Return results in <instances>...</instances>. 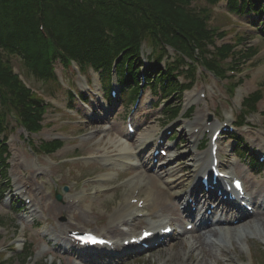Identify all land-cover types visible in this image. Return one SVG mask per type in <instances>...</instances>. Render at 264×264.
<instances>
[{"label": "rangeland", "instance_id": "374dc122", "mask_svg": "<svg viewBox=\"0 0 264 264\" xmlns=\"http://www.w3.org/2000/svg\"><path fill=\"white\" fill-rule=\"evenodd\" d=\"M199 0H197L196 2H198ZM200 3V2H199ZM219 9V8H217ZM222 10V8H220ZM146 46V45H145ZM144 48H150L149 46ZM260 49H264V45L260 46ZM17 64H19V66L21 65L20 62H18V60L16 59ZM60 68V66H59ZM59 72V70H58ZM29 80L30 82L36 86V87H42L44 85H41L42 82L37 80L34 76H29ZM252 81L250 82H245L243 85L247 86V84L251 85ZM212 90L209 89L208 92H211ZM239 92V91H238ZM214 103H217V99L214 100ZM59 107H64V104L61 102H58ZM258 105H264V100L260 101L258 103ZM78 109V108H77ZM79 110V109H78ZM80 111V110H79ZM63 112H65L66 114H64ZM56 112V111H52V113H48L46 114V116L48 117V119L46 120V122H56L52 127H50L49 129H43L40 133V138H42L43 140H49L52 139L53 137L59 136L60 131L63 133H72V134H76L79 131H90V129H95V127H97L96 124H93V122H87V118H86V111L81 110L80 113H71V112ZM154 116L151 117V122L146 123V127L143 126V122H141L140 124H142L143 128H140L139 133L137 134V137L135 138V140L140 139V136L142 133V135H149L151 133H156L158 131H160L161 129V116H163L164 114L161 113L159 110H156L155 112H153L152 114ZM151 115V116H152ZM161 118H160V117ZM113 118H115V122L116 124L119 123V111H117V114L113 115ZM159 118V119H158ZM156 119V120H155ZM8 124L9 126H13V131L10 132V141H9V147H10V152L12 153L11 157L8 158V163H9V170H8V174L7 177L10 178H17L19 179L21 176L23 177V181H30L32 183L35 184V189H38L37 192H41V195L45 198V203H44V207L42 209V215H37V217H39V219H43L47 218V216L51 217L49 220L45 221L46 223H44V220H41V223L39 222L40 220L36 221L39 225H37V228H30V225L32 223V221L25 215H27L25 213L24 210H15V209H10L4 202V200L0 199V220H2V223H0V251L6 253V256H10L12 255L11 251V247L8 248V246L11 243H14L16 246V251L21 250V246L20 245V241L23 240L24 237H22V232L25 231L26 235L25 237L27 238L28 242H33L34 248H37L36 251L38 254V244L40 242V240H42L41 236L43 234L46 233V230L52 225L56 224V223H61V221L63 220L61 217H65L68 220L69 217L68 215H70V213H68L67 216L65 215V212L62 211H58L56 206H54L55 208L53 209V211H51L50 209V205L51 204H60L61 202L57 201L55 199V193L58 192L60 185L62 184L59 180V174L60 173H64L65 174V170L66 171H71L70 175L72 177H76V178H82L85 175L86 176H90V175H95L93 176L94 178H96V176H102L104 175L106 172H110V171H105V172H100L99 168L95 166V164L93 163H89L87 160H85V157H81L76 159L75 161L72 162L73 166H71L72 164H66L63 165L62 167L59 168H55L53 170V167L50 163H47V158L45 159H39L37 160L30 152V148L29 145L24 142L22 140V138H20L18 135L20 134V131L18 130V126L16 124V122L9 117L8 118ZM91 123V124H90ZM175 124L176 127H178V129L181 127V121H174L173 122ZM64 124H69L72 126H64ZM80 126L83 127L82 130H78L76 127ZM96 130V129H95ZM96 132V131H95ZM62 133V134H63ZM97 134H93L92 137L91 135H89V138H85L86 142L85 145L87 147H91L94 143H104L106 144V142L112 138L113 136H104L101 139V134L99 132H96ZM39 136V135H38ZM38 136H36V140L35 143H39V139ZM86 137V136H85ZM110 141V140H109ZM67 148H64V155L66 154H70L72 156H76L78 155V153H74L73 152V147L75 146V148L80 147L79 144H77V146L74 143L71 144H67L66 145ZM107 147H109L110 145H106ZM190 147L189 145L185 142L180 145L179 148H177L176 151V155H178L179 157L182 158H191V156L193 155V152H191L188 156L187 153L189 151ZM87 154H89L86 150H83L82 156H87ZM186 161L182 160V165H184ZM98 163V162H97ZM128 167V166H126ZM124 169V167H122ZM121 168V169H122ZM129 168V167H128ZM38 170H42V171H38ZM117 169H113L111 170L112 172H116ZM126 170V169H125ZM23 171V175H17V173ZM41 173V174H40ZM130 173L125 172V173H121V175L119 176H114V179L108 183H114L117 180H119L120 178L128 175ZM38 177V178H36ZM53 177H56V180L53 179ZM93 177H89V180L93 179ZM3 182V177H0V183ZM132 182H136V178L132 179ZM82 184V183H81ZM46 185V186H43ZM24 186V185H23ZM22 187V186H21ZM45 187V188H44ZM94 185L92 183L86 184L85 186V195H90L91 192L93 191ZM100 189V188H99ZM36 194V193H35ZM125 195L121 192H117L115 190H111V188H107L106 190H104V192L101 194L100 197L98 196H89L86 197L87 199H85V201L82 202L81 206V210L79 211H83L85 212L87 206H85V204H91V207L93 208H97L96 213L98 215V217L100 218L101 215H99L100 213H102V211L104 209H106L105 207L102 206V204L105 202L108 204L107 209H109L112 205H119L123 200H124ZM38 198V197H37ZM36 203H38V200L35 199L34 200ZM41 205V204H40ZM50 209V210H49ZM41 210V209H40ZM48 210V211H47ZM76 210V209H74ZM73 210V211H74ZM79 211H74V215L78 214L79 215ZM87 213V212H85ZM77 215V216H78ZM42 216V217H41ZM58 217V218H56ZM86 217H90V215H79V222L83 223V221H87ZM71 221V220H70ZM43 222V223H42ZM90 223V222H89ZM20 227V229H19ZM26 228V229H25ZM244 230L246 232H248L247 237L244 240H247V243L250 245V247H257L259 249L260 246L262 248H264V224L261 221H257L256 222H250V224H246V226L243 227ZM19 229V231H18ZM18 231V232H17ZM14 237H16V239H18L20 237V241L19 240H12ZM25 239V238H24ZM242 239H238L236 243H234V246L236 247V252L234 254H230V253H226L224 254L223 252H221L220 250H218L217 248H215L211 243H205L204 246V251L206 253V256L204 257V259L198 263V264H229L230 262L228 261V259L230 257H235L238 258L240 257H247V260H250L249 257V253H250V249L248 244L245 245L244 241L241 242ZM22 244V243H21ZM260 245V246H259ZM176 249L173 252H170V248H171V244H167L163 249L162 252H158L156 251L155 253H153V257L156 259L158 257L161 256V258H163V256H165L166 254H171L173 255L171 264H179V259L180 257L177 256V253L183 252V245H177L175 246ZM170 252V253H169ZM260 258H263L264 255L260 254L259 255ZM41 257V256H39ZM47 259H49V262L52 259V256H47ZM64 258L65 260H69L68 264H72V259L65 256L63 257V259H61L64 262ZM35 259H38L37 257H34L33 260L31 261V263H34L33 261ZM41 259V258H40ZM259 260V257H258ZM145 259H141L137 262L131 263V264H153V261L151 260L150 262L145 263L144 262ZM17 259L13 258L11 261H9L7 264H18L17 263ZM66 262V261H65ZM64 262V263H65Z\"/></svg>", "mask_w": 264, "mask_h": 264}, {"label": "trees", "instance_id": "16d2710c", "mask_svg": "<svg viewBox=\"0 0 264 264\" xmlns=\"http://www.w3.org/2000/svg\"><path fill=\"white\" fill-rule=\"evenodd\" d=\"M94 1L96 9L92 7ZM39 6L44 7L43 13L53 35L67 42V47L72 50L78 48L79 42L89 41L98 32L99 25L110 24L116 30L122 29L127 38L143 30H175L177 26L184 31L187 24L177 0H0V49H24L29 64H34L39 70L46 68L47 53L38 30ZM120 19H124V23ZM135 24L139 27L134 30ZM93 26L95 28H89ZM88 29L94 33H87ZM28 98L27 91L0 58V102L3 106L12 105L22 111L29 118L27 122L33 124Z\"/></svg>", "mask_w": 264, "mask_h": 264}, {"label": "bare ground", "instance_id": "6f19581e", "mask_svg": "<svg viewBox=\"0 0 264 264\" xmlns=\"http://www.w3.org/2000/svg\"><path fill=\"white\" fill-rule=\"evenodd\" d=\"M120 147L121 148H119V150H121V152L118 155H116V156H106L105 155V158H103V160H109L112 163H116L115 165H118V163H120L121 160L124 161L129 150H127V147H124V146H120ZM105 153H108V152H105ZM148 191H150V190H148ZM126 208L131 209L132 206L127 205ZM260 221L264 224V219H260ZM214 234L217 235V232L215 231ZM66 245H68V243ZM67 248H68V246L65 247V249H67ZM98 260H100V259L99 258L94 259V261H98ZM96 264H105V262H97Z\"/></svg>", "mask_w": 264, "mask_h": 264}, {"label": "snow or ice", "instance_id": "6c2138e0", "mask_svg": "<svg viewBox=\"0 0 264 264\" xmlns=\"http://www.w3.org/2000/svg\"><path fill=\"white\" fill-rule=\"evenodd\" d=\"M237 186H239L238 183H237ZM145 235H148V233H145Z\"/></svg>", "mask_w": 264, "mask_h": 264}]
</instances>
